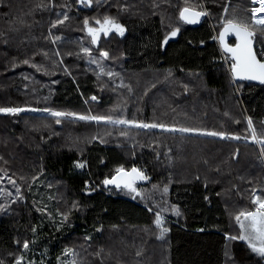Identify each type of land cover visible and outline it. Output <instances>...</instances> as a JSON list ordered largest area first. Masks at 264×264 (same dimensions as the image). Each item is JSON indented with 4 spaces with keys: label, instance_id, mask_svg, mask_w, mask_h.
<instances>
[{
    "label": "trees",
    "instance_id": "16d2710c",
    "mask_svg": "<svg viewBox=\"0 0 264 264\" xmlns=\"http://www.w3.org/2000/svg\"><path fill=\"white\" fill-rule=\"evenodd\" d=\"M191 4L210 13L199 25L179 20L184 0H92L91 7L78 0H0V107L85 115L92 109L93 115L117 119L122 111L113 114L105 107L115 101L111 107L125 106L126 119L137 123L240 137L67 118L56 124L42 111L0 114L2 264H15L21 256L22 264H68L73 257L65 256V249L74 250L76 264L82 258L89 264H264L246 243L226 239V234L239 235L235 215L251 209L253 189H264L260 150L247 128L251 117L257 132L264 131V85L231 82L219 41L212 39L222 30L225 8L229 18L243 19L253 5L250 0ZM65 14L69 20L52 27ZM106 16L125 33L103 35L95 46L83 21L99 27L95 20ZM173 27L179 34L163 45ZM104 51L107 58L99 55ZM91 60H99L100 67ZM101 67L105 73L119 71L109 77ZM127 75L135 86L130 96L114 87ZM133 146L170 148L173 175L170 185L160 186L162 192L153 188L158 176ZM121 166L129 171L135 166L148 177L147 185H136L135 199L126 189L103 184ZM157 212L169 229L163 239Z\"/></svg>",
    "mask_w": 264,
    "mask_h": 264
},
{
    "label": "snow or ice",
    "instance_id": "6c2138e0",
    "mask_svg": "<svg viewBox=\"0 0 264 264\" xmlns=\"http://www.w3.org/2000/svg\"><path fill=\"white\" fill-rule=\"evenodd\" d=\"M78 2L85 6L91 7L92 0H78ZM253 6L248 11L251 15L248 18H239L237 16L228 17V9H224L223 17L221 18V31L218 35L213 36V40H218L221 48L222 59L225 64L228 65V72L230 75V81L235 83L236 81H257L259 84L264 85V0H251ZM38 7H43V5H38ZM210 13L203 9L202 5H193L191 0H184V7L179 12V20L183 21L185 24H198L200 23L201 17L208 16ZM69 20V16L65 14L62 19H57L52 27H56L59 24H63ZM84 26L87 29L88 35L91 37V42L93 44H98L101 35L108 36L109 34L115 32L121 37L125 33V27L118 23L114 18L104 17L103 20L96 19L95 24L99 27H92L89 23V19L85 18ZM180 32L179 27H173L169 33L165 34V37L162 41L163 45H167L169 40L176 37ZM261 34L260 39H256L257 33ZM233 36L235 38L234 44H229L227 42V37ZM60 39V37H56ZM55 42V41H53ZM203 43V41L201 42ZM86 55H91V50L88 48L83 49ZM46 55V54H45ZM58 55V53H57ZM100 56L107 58L108 53L106 51L99 53ZM28 63V61H24ZM90 63H96L97 67H100V64L97 60H91ZM35 66V65H34ZM101 74H106L109 77L116 75L111 71L105 73L104 69L100 68ZM123 86V85H121ZM240 85L236 86V90H240ZM93 100L96 99L95 96L92 97ZM27 111H42L49 113L50 116L55 118V123L60 124L63 118H72L78 121H95L97 123L104 122L107 124H127L133 125L139 128H162L170 132H180V133H196L204 136L220 137L222 139H236L239 140V136H230L226 132H217V131H207L197 128L190 127H168L163 124L156 123H137L134 120L127 119H114L110 115H91V114H78L76 112L69 111H58L49 107L43 109L36 108H26V107H0V113L16 116L19 113ZM239 123V121H237ZM264 123V122H262ZM247 128L250 132L251 139L254 143L260 145L261 153H264V131L258 133L256 127L253 124L251 117H247ZM126 135V133H121ZM247 139V137H245ZM103 142V141H102ZM0 159H3L0 157ZM78 168L85 167L84 163H77ZM198 178V177H197ZM148 177L145 173L133 166L131 170H126L124 167H118L115 170V175L111 178H106L103 180V184L107 187L109 185L114 186L117 189L123 188L126 189L129 193L134 194L133 199L136 196L140 195L136 184L137 181L147 180ZM15 184V181H10ZM89 194L92 191L91 188L86 189ZM20 189L17 188V193ZM168 191L165 187L164 192ZM9 195H11L9 193ZM251 204L254 206L251 209L244 208L235 215V221L239 225V235H227L226 239L228 241L241 240L246 242L248 248L259 257L264 258V191H261L260 194H257L256 190L252 191ZM20 200H23L22 196L18 197ZM16 201L13 200L12 203ZM77 207V205H73ZM5 208H0V211H5ZM174 214L180 216V210L174 208ZM64 219H67V215L64 216ZM156 227L160 229L159 238L163 239L165 234L169 232V229L164 226L165 221L162 218L159 212L155 216ZM198 231H204V229H198ZM88 239H91L88 237ZM19 243V241H17ZM227 248V245H225ZM23 248L27 250L29 248V242L27 240L23 243ZM103 251V249H101ZM139 255V253H137ZM65 256H72L73 259L68 262V264H76L75 252L73 249H65ZM227 255V253H226ZM24 257H19L15 264H22ZM2 264V262H0ZM31 264V262H29Z\"/></svg>",
    "mask_w": 264,
    "mask_h": 264
},
{
    "label": "rangeland",
    "instance_id": "374dc122",
    "mask_svg": "<svg viewBox=\"0 0 264 264\" xmlns=\"http://www.w3.org/2000/svg\"><path fill=\"white\" fill-rule=\"evenodd\" d=\"M250 3H251V0H250ZM253 6H255V5H253ZM113 33H115V32H113ZM101 36H103V34ZM257 38L258 39L261 38V34L259 32L257 33ZM95 46H97V44H95ZM80 47L83 50V46H80ZM115 64H117V62H115ZM96 66H97V64H96ZM225 66L228 69V65L225 64ZM116 69H117V67L115 69L111 68V70L109 69V71H111L113 73H117L119 70H116ZM98 75H99V77L101 79H106V77L101 75L100 73H98ZM127 76L129 78H126V77H123V76L119 77L118 78L119 79L118 80V85H115L114 87H117V88L121 89L120 91L125 92L126 95L130 96V95L133 94V92L131 91L133 89H131V87H130V86H133V82L131 81L132 79L130 78V76L129 75H127ZM157 77H159V76H157ZM163 77L164 76H160V78H162V79H163ZM111 81H113V78L111 79ZM121 85H123V86H121ZM133 87L135 88V86H133ZM112 103H116V102L115 101H111L110 103L107 102L105 104V107L110 106L108 108L107 112H110V113H113V114H115V113L117 114V113H119V111H122V116H118L117 119H126V116H124V114H126V112H127L126 107L122 106L121 108H119L121 110H119L118 108L111 107ZM43 113L45 115H47V116H50L49 113H47V112H43ZM93 113L94 112L92 111V109H90L88 111V114L93 115ZM0 114H2V113H0ZM67 119H72V118H67ZM76 121H78V120H76ZM78 122H80V123L81 122H90V123L97 124V125L98 124H103V125L107 124V123H104V122L97 123L95 121H78ZM109 125H117L118 127H129V128L134 127V128H137V127H135L133 125H127V124H109ZM95 139H96V134H95L93 140H95ZM0 140H2V139H0ZM90 141H92V140H90ZM0 143H1V141H0ZM256 147L260 150L261 146L256 144ZM3 148H5V145L3 146ZM133 150H134V154L136 152V155H138V157L147 159V160L145 159V161H148V164H149L150 168L158 176V178H157L158 180H157V182H155L157 185H154L153 188H160L161 185L167 186V185L171 184V174L173 175V172H172L173 169H172V160H171V150H170V148L164 149V148L160 147V148L143 149L141 147H136L135 148V146H133ZM260 154H261V160H262L263 165H264V153H261V150H260ZM160 190L162 192L161 188H160ZM253 190H256L257 194L260 193L259 192L260 190L257 189L256 187ZM262 191H264V189H262ZM64 205L66 206V204H64ZM250 205H251V208L254 207L252 204H250ZM167 207H168V205L164 206L163 208H167ZM236 225L238 227V229L236 231L239 232L240 231L239 230V225L237 223H236ZM242 242H244V241H242ZM244 243H246V242H244ZM89 263L90 262H89L88 258H82L80 260V264H89Z\"/></svg>",
    "mask_w": 264,
    "mask_h": 264
},
{
    "label": "water",
    "instance_id": "95a60500",
    "mask_svg": "<svg viewBox=\"0 0 264 264\" xmlns=\"http://www.w3.org/2000/svg\"><path fill=\"white\" fill-rule=\"evenodd\" d=\"M202 20H203V17H201V20H200V23L202 22ZM200 23H198V24H194V25H199ZM227 42H229L230 40H232V39H234L235 40V38L233 37V36H228L227 38ZM238 82H242V83H250V84H256V85H261V84H259V82H257V81H238ZM148 184V181L147 180H140V181H137V184L136 185H147ZM105 188L106 189H109V188H114V189H117V188H115L114 186H112V185H109V186H105ZM121 189V188H120Z\"/></svg>",
    "mask_w": 264,
    "mask_h": 264
},
{
    "label": "built area",
    "instance_id": "2783aa9c",
    "mask_svg": "<svg viewBox=\"0 0 264 264\" xmlns=\"http://www.w3.org/2000/svg\"><path fill=\"white\" fill-rule=\"evenodd\" d=\"M255 6H258V5H255Z\"/></svg>",
    "mask_w": 264,
    "mask_h": 264
},
{
    "label": "bare ground",
    "instance_id": "6f19581e",
    "mask_svg": "<svg viewBox=\"0 0 264 264\" xmlns=\"http://www.w3.org/2000/svg\"><path fill=\"white\" fill-rule=\"evenodd\" d=\"M262 15H264V14H262Z\"/></svg>",
    "mask_w": 264,
    "mask_h": 264
}]
</instances>
